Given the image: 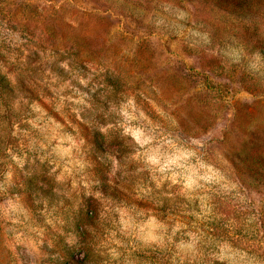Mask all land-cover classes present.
Returning a JSON list of instances; mask_svg holds the SVG:
<instances>
[{"label":"rangeland","instance_id":"1","mask_svg":"<svg viewBox=\"0 0 264 264\" xmlns=\"http://www.w3.org/2000/svg\"><path fill=\"white\" fill-rule=\"evenodd\" d=\"M0 264H264V0H0Z\"/></svg>","mask_w":264,"mask_h":264}]
</instances>
